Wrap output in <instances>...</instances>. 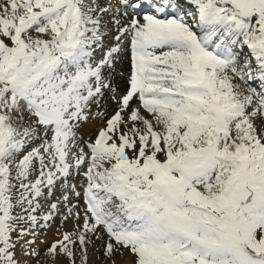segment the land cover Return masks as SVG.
I'll return each instance as SVG.
<instances>
[{
	"label": "snow or ice",
	"instance_id": "snow-or-ice-1",
	"mask_svg": "<svg viewBox=\"0 0 264 264\" xmlns=\"http://www.w3.org/2000/svg\"><path fill=\"white\" fill-rule=\"evenodd\" d=\"M93 256L264 264V0H0V264Z\"/></svg>",
	"mask_w": 264,
	"mask_h": 264
},
{
	"label": "rangeland",
	"instance_id": "rangeland-1",
	"mask_svg": "<svg viewBox=\"0 0 264 264\" xmlns=\"http://www.w3.org/2000/svg\"><path fill=\"white\" fill-rule=\"evenodd\" d=\"M110 42V41H109ZM88 128V125L85 126L84 131L88 132L89 130L86 129ZM55 232V226H53V229L47 234V238L50 240L53 236ZM41 238H44V233L41 232ZM37 243H39V241H37ZM41 247H43V245H41ZM102 260V257H99V259L97 258V256H93L92 257V264H100V261Z\"/></svg>",
	"mask_w": 264,
	"mask_h": 264
},
{
	"label": "bare ground",
	"instance_id": "bare-ground-1",
	"mask_svg": "<svg viewBox=\"0 0 264 264\" xmlns=\"http://www.w3.org/2000/svg\"><path fill=\"white\" fill-rule=\"evenodd\" d=\"M86 129H88V130H89V129H90V126L88 125V128H86ZM85 132H86V131H85Z\"/></svg>",
	"mask_w": 264,
	"mask_h": 264
}]
</instances>
